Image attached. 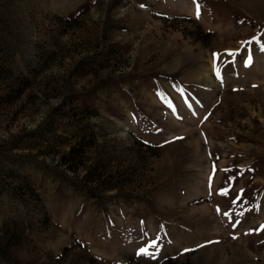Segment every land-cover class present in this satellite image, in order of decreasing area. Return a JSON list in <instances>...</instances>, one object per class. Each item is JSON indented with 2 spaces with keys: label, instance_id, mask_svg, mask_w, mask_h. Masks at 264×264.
I'll use <instances>...</instances> for the list:
<instances>
[{
  "label": "rangeland",
  "instance_id": "374dc122",
  "mask_svg": "<svg viewBox=\"0 0 264 264\" xmlns=\"http://www.w3.org/2000/svg\"><path fill=\"white\" fill-rule=\"evenodd\" d=\"M262 226L264 0H0V264H264Z\"/></svg>",
  "mask_w": 264,
  "mask_h": 264
},
{
  "label": "snow or ice",
  "instance_id": "6c2138e0",
  "mask_svg": "<svg viewBox=\"0 0 264 264\" xmlns=\"http://www.w3.org/2000/svg\"><path fill=\"white\" fill-rule=\"evenodd\" d=\"M197 10H199V9L197 8ZM214 55H215V54H214ZM250 63H251V58L249 57L248 60H247V62H246V66H247V64H250ZM222 194L227 195V192L222 193ZM235 202H237V201H234V203H235ZM224 215H225V216H230L231 213H229V212H224ZM261 230H264V226H262ZM144 251H145L144 249H141V252H142V253H143Z\"/></svg>",
  "mask_w": 264,
  "mask_h": 264
}]
</instances>
